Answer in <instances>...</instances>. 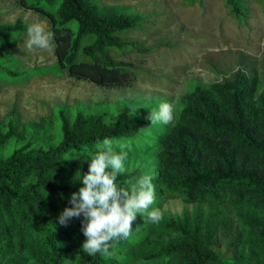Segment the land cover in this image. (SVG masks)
<instances>
[{
  "label": "trees",
  "instance_id": "16d2710c",
  "mask_svg": "<svg viewBox=\"0 0 264 264\" xmlns=\"http://www.w3.org/2000/svg\"><path fill=\"white\" fill-rule=\"evenodd\" d=\"M20 1L51 21L54 73L66 70L102 86L133 79L135 70L121 57L141 49L123 35L139 26L140 16L99 0ZM226 2L242 13V0ZM23 29L0 23L3 81L47 72L17 71L9 50ZM148 109L63 106L21 128L14 113L0 121V264H264V75L239 67L219 81L193 84L172 124L151 125ZM105 138L127 153L118 184L152 175V208L162 211L163 196L205 207L165 215L158 224L138 215L129 237L111 242L108 257L84 253L82 217L67 226L58 217L71 206L88 155ZM219 231L227 255L214 249Z\"/></svg>",
  "mask_w": 264,
  "mask_h": 264
},
{
  "label": "rangeland",
  "instance_id": "374dc122",
  "mask_svg": "<svg viewBox=\"0 0 264 264\" xmlns=\"http://www.w3.org/2000/svg\"><path fill=\"white\" fill-rule=\"evenodd\" d=\"M99 1L106 9L122 7L126 13L141 18L137 28L123 35L141 51L121 57L135 71L133 79L120 85H96L66 70L54 73L59 70L58 66L53 68L57 63L54 40L53 47L47 50L26 48L28 27L39 22L52 32L50 19L24 6L20 0H0V23L24 26L9 50L18 60L17 71L33 67H44L47 71L25 76L17 82L0 79V121L14 113L21 128L23 124L40 122L57 107L84 106L91 111L98 104L118 109L126 105L147 106L150 112V108L162 102L174 104L175 121L181 98L193 84L219 81L239 67L264 75V4L261 0H242L239 14L226 0ZM5 151H9L8 146ZM198 205L205 207V202L163 196L161 213L162 216L181 215L198 209ZM231 218L236 225L235 217L231 215ZM224 237L219 231L213 246L227 255ZM247 252L245 245L244 253Z\"/></svg>",
  "mask_w": 264,
  "mask_h": 264
},
{
  "label": "clouds",
  "instance_id": "9594fccd",
  "mask_svg": "<svg viewBox=\"0 0 264 264\" xmlns=\"http://www.w3.org/2000/svg\"><path fill=\"white\" fill-rule=\"evenodd\" d=\"M27 35L28 51L53 47L54 33L47 31L42 23H32ZM174 116V104L162 102L150 108L148 119L151 125H168L174 121ZM94 147L95 151L86 159L90 162L87 172L79 179L80 187L70 196L71 206L61 211L58 222L67 226L69 221L82 217L81 231L86 239L81 250L90 256L100 253L108 257L111 242L127 239L138 215L146 214L148 220L156 224L163 216L158 208H152L155 203L152 175H141L134 182L127 181V186H121L117 178L127 171V153L123 146L117 149L105 138L97 141Z\"/></svg>",
  "mask_w": 264,
  "mask_h": 264
}]
</instances>
